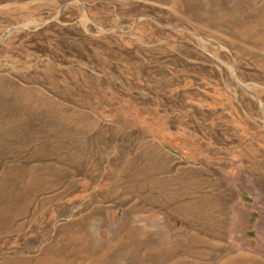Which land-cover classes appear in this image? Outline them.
<instances>
[{"label": "rangeland", "instance_id": "374dc122", "mask_svg": "<svg viewBox=\"0 0 264 264\" xmlns=\"http://www.w3.org/2000/svg\"><path fill=\"white\" fill-rule=\"evenodd\" d=\"M0 264H264V0H0Z\"/></svg>", "mask_w": 264, "mask_h": 264}, {"label": "crops", "instance_id": "0c3cea01", "mask_svg": "<svg viewBox=\"0 0 264 264\" xmlns=\"http://www.w3.org/2000/svg\"><path fill=\"white\" fill-rule=\"evenodd\" d=\"M190 209H191V215H193V216L195 215L196 217L199 216V215H201V216L204 215L205 217H206V216L208 217V216H210V215L213 216V213H211V212L208 213L209 210H208V209L205 210L203 207H198V206H197V207L190 208ZM194 209H195V212H194ZM218 209H220V208L218 207ZM180 210H181V215L183 216V214H184L183 212H184V211H183L182 208H181ZM185 210H186V208H185ZM204 210H205V211H204ZM187 214H188V213H187ZM188 216H189V215H188ZM212 223H214L213 220H211V224H212ZM222 223H223V222H222V220L220 219V222H218V225H221Z\"/></svg>", "mask_w": 264, "mask_h": 264}]
</instances>
